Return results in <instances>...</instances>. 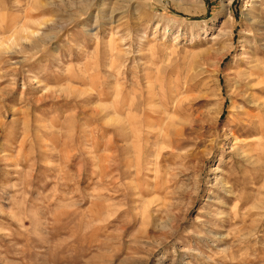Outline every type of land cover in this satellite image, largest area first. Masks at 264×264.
I'll return each instance as SVG.
<instances>
[{"label":"rangeland","instance_id":"374dc122","mask_svg":"<svg viewBox=\"0 0 264 264\" xmlns=\"http://www.w3.org/2000/svg\"><path fill=\"white\" fill-rule=\"evenodd\" d=\"M0 264H264V0H0Z\"/></svg>","mask_w":264,"mask_h":264},{"label":"bare ground","instance_id":"6f19581e","mask_svg":"<svg viewBox=\"0 0 264 264\" xmlns=\"http://www.w3.org/2000/svg\"><path fill=\"white\" fill-rule=\"evenodd\" d=\"M248 69L249 70L247 71L248 73H247L246 79H247V85H250V83L255 80L254 76L256 75V72L258 70L255 61H253V65L251 67H249ZM249 87H253V86L250 85Z\"/></svg>","mask_w":264,"mask_h":264}]
</instances>
